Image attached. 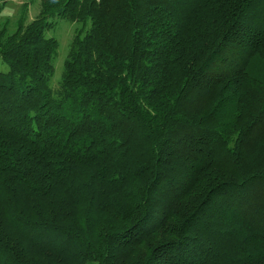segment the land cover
<instances>
[{"label":"trees","instance_id":"1","mask_svg":"<svg viewBox=\"0 0 264 264\" xmlns=\"http://www.w3.org/2000/svg\"><path fill=\"white\" fill-rule=\"evenodd\" d=\"M22 11L0 24V264H264V0Z\"/></svg>","mask_w":264,"mask_h":264},{"label":"rangeland","instance_id":"2","mask_svg":"<svg viewBox=\"0 0 264 264\" xmlns=\"http://www.w3.org/2000/svg\"><path fill=\"white\" fill-rule=\"evenodd\" d=\"M26 8V19H32L39 11L40 0H7L0 10V24L8 22L9 27H13L17 18L23 14L22 6ZM78 25L67 19H59L54 29L48 33L58 41L57 52L53 59V74L50 81L51 88L57 87L60 81L63 63L66 58L70 43Z\"/></svg>","mask_w":264,"mask_h":264},{"label":"built area","instance_id":"3","mask_svg":"<svg viewBox=\"0 0 264 264\" xmlns=\"http://www.w3.org/2000/svg\"><path fill=\"white\" fill-rule=\"evenodd\" d=\"M5 0H0V6H1V4L4 2Z\"/></svg>","mask_w":264,"mask_h":264},{"label":"bare ground","instance_id":"4","mask_svg":"<svg viewBox=\"0 0 264 264\" xmlns=\"http://www.w3.org/2000/svg\"><path fill=\"white\" fill-rule=\"evenodd\" d=\"M3 3H4V2H3ZM3 3H2V4H3ZM2 4H1V6H2ZM1 6H0V9H1Z\"/></svg>","mask_w":264,"mask_h":264},{"label":"crops","instance_id":"5","mask_svg":"<svg viewBox=\"0 0 264 264\" xmlns=\"http://www.w3.org/2000/svg\"><path fill=\"white\" fill-rule=\"evenodd\" d=\"M5 5V4H4Z\"/></svg>","mask_w":264,"mask_h":264}]
</instances>
